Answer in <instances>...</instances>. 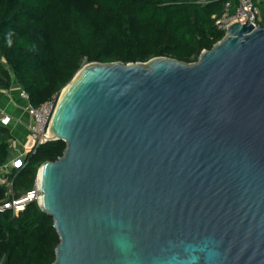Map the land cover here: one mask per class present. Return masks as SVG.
I'll return each mask as SVG.
<instances>
[{
  "label": "water",
  "instance_id": "95a60500",
  "mask_svg": "<svg viewBox=\"0 0 264 264\" xmlns=\"http://www.w3.org/2000/svg\"><path fill=\"white\" fill-rule=\"evenodd\" d=\"M243 10V9H242ZM228 24L193 63H88L38 168L52 264H264V24Z\"/></svg>",
  "mask_w": 264,
  "mask_h": 264
},
{
  "label": "trees",
  "instance_id": "16d2710c",
  "mask_svg": "<svg viewBox=\"0 0 264 264\" xmlns=\"http://www.w3.org/2000/svg\"><path fill=\"white\" fill-rule=\"evenodd\" d=\"M227 1L0 0V90L16 84L28 105L39 107L88 63L157 57L193 63L223 38L215 22ZM231 1L233 14L238 1ZM258 17L256 24L263 25L264 14ZM12 141L1 123L0 165L8 161ZM64 149L63 141L51 140L26 153L23 164L4 176L12 188L8 195L0 186V205L30 192L39 166ZM52 224L36 201L17 215L0 211V264H52L59 243Z\"/></svg>",
  "mask_w": 264,
  "mask_h": 264
},
{
  "label": "built area",
  "instance_id": "2783aa9c",
  "mask_svg": "<svg viewBox=\"0 0 264 264\" xmlns=\"http://www.w3.org/2000/svg\"><path fill=\"white\" fill-rule=\"evenodd\" d=\"M238 4L235 8L233 14H230V9L232 7V1L228 0L225 4V10L223 15L216 20V26L226 31L228 24L237 21L244 23L247 20V15L243 10L249 11L251 14L250 22L252 25L256 26V18L258 16V8L256 6V0H237ZM243 9V10H242ZM22 97L26 99V96L22 93ZM58 96H54L49 101L45 102L39 107H32L31 105H26L25 111L31 118V125L29 127V139L28 144L26 145V153L32 152L38 148L39 145L49 141L47 138L42 135L46 133L47 127L50 122L53 110L55 108ZM8 118H5L2 121V124H6ZM24 162L23 159H16L13 162V168L20 167ZM0 186H5L7 188V194H11L12 184L5 177H0ZM39 196L36 187L26 193L23 197L18 200H9L0 205V211L10 210L14 215L24 211L26 206L32 202L36 201Z\"/></svg>",
  "mask_w": 264,
  "mask_h": 264
},
{
  "label": "crops",
  "instance_id": "0c3cea01",
  "mask_svg": "<svg viewBox=\"0 0 264 264\" xmlns=\"http://www.w3.org/2000/svg\"><path fill=\"white\" fill-rule=\"evenodd\" d=\"M261 1L256 0L257 6ZM27 104V100L22 97V92L16 84L8 91L0 90V124L5 118H8L6 124L3 125L7 127L13 137L9 154L10 157L12 156V160L0 165V177H4L10 172L16 159L19 157L23 159L26 155L29 127L32 123L30 116L25 111ZM17 156L19 157L17 158Z\"/></svg>",
  "mask_w": 264,
  "mask_h": 264
},
{
  "label": "rangeland",
  "instance_id": "374dc122",
  "mask_svg": "<svg viewBox=\"0 0 264 264\" xmlns=\"http://www.w3.org/2000/svg\"><path fill=\"white\" fill-rule=\"evenodd\" d=\"M258 10H259V15H258V16L261 17V15L264 14V0H262L261 3L258 4ZM258 16H257V17H258ZM259 17H258V18H259ZM18 157H19V156H17V158H18ZM20 158H21V157H19V159H20ZM11 160H12V156H11V157L9 156V159H8V162H7V163H9V161H11ZM10 171H11V170H10Z\"/></svg>",
  "mask_w": 264,
  "mask_h": 264
}]
</instances>
